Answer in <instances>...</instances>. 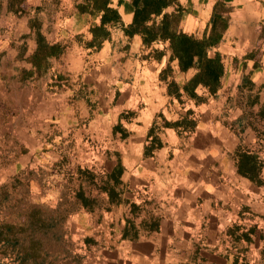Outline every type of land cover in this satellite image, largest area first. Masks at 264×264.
<instances>
[{"label": "crops", "instance_id": "0c3cea01", "mask_svg": "<svg viewBox=\"0 0 264 264\" xmlns=\"http://www.w3.org/2000/svg\"><path fill=\"white\" fill-rule=\"evenodd\" d=\"M83 1L61 0L42 27L48 41L44 28L52 27V43L74 37L78 44L66 49L65 66L57 70L60 96L43 103L49 108L43 135L24 134L26 155L12 167L47 174L43 186L29 181L28 201L63 213L59 239L65 244L51 251L44 242L41 256L33 258L22 249L30 238L0 240V249L11 248L6 257L0 250V260L264 264V186L239 176L235 165L238 149L264 160L252 121L261 122L264 101V0H173L147 22L179 14L178 29L202 39L217 16L227 20L219 44L206 50L208 57L223 56L220 88L211 96L199 86L196 98L184 90L196 69L180 71L168 42L144 45L133 31V0H108L119 21L106 25L102 40L89 32L100 25L102 12L80 14L76 6ZM64 155L93 176L73 181L78 205L70 214L63 211L64 175L53 170ZM80 191L90 207L77 201Z\"/></svg>", "mask_w": 264, "mask_h": 264}, {"label": "rangeland", "instance_id": "374dc122", "mask_svg": "<svg viewBox=\"0 0 264 264\" xmlns=\"http://www.w3.org/2000/svg\"><path fill=\"white\" fill-rule=\"evenodd\" d=\"M60 1L37 0L34 5L30 6L27 5V0L21 3L14 2L13 9L19 11L12 12L10 11V5H13L11 0H0V182L3 185L10 186L12 177L17 174L26 184L29 181L36 182L35 180L38 178L36 174L41 173L37 168L30 170L28 166L23 170H18V172L17 169L13 170L12 167L15 166V161L26 155L22 152V150L27 152V149L24 148L26 147L24 134L27 135L28 132H33L37 136L43 135V125L46 121L44 115L49 109L43 103L47 99L60 96L61 90L53 85V79L48 77L49 73L27 76L28 72L31 71V65L27 62V58L33 51L32 45L35 43L36 25L38 24V29L43 34V25L56 15L53 11ZM43 9L45 10L43 11ZM44 29L45 32L49 33V41L45 38L46 41L53 44L50 40L53 37L51 36L52 27L47 25ZM74 43L78 44V41L72 37L66 40L64 45L70 48ZM64 66L63 63L52 62V69L59 70ZM246 115L253 118L255 113L251 108H248L246 109ZM252 121L253 128H256L259 134L264 133L263 123L256 121L255 118ZM36 135L34 136L36 137ZM261 137L263 139L264 135L258 138ZM45 141L48 142V139ZM45 141L42 140L41 145H48ZM257 143L260 148H264V140L261 143L257 140ZM60 160L58 159L56 164H59ZM65 164L68 165V168L65 167L67 169H63L65 170L63 171L65 181H68L69 188H74L73 181L78 179L74 177L77 171L75 167L71 166V160H66ZM69 168L73 169L69 170ZM29 173L33 175L30 176ZM77 174L80 176V173ZM27 190V188H19L11 192L13 198H18L20 202L17 203V206H15L13 200L7 202L6 205L11 206V210L8 207L5 213L2 214L4 216H0V222L4 219L6 224L13 223L17 226L28 224L27 231L21 233L20 236L24 243H28L27 238H32L45 242L51 251H59L61 246L65 244L59 239L62 228L65 226L63 213L59 214L54 210H47L43 203L28 201L27 197L30 193ZM33 206H36L41 212L36 213ZM15 211L19 213L16 214ZM13 213L16 214L14 217ZM38 219L39 221L35 227V221ZM42 220H46L47 224H52L51 227L45 225L46 227L40 228ZM67 245L70 244L67 243ZM10 249L4 246L0 250L6 251L4 252L6 257L7 252H11ZM76 263H78L76 259L67 262V264ZM0 264L12 263L8 259V261L0 260ZM35 264L42 263L36 262Z\"/></svg>", "mask_w": 264, "mask_h": 264}, {"label": "trees", "instance_id": "16d2710c", "mask_svg": "<svg viewBox=\"0 0 264 264\" xmlns=\"http://www.w3.org/2000/svg\"><path fill=\"white\" fill-rule=\"evenodd\" d=\"M23 1L24 0H11L13 5H10V11L18 12L19 10L13 9V6L15 3H21ZM172 2L173 0H133V6L135 7L134 17L131 24L133 31L142 35L144 45H151L157 40L161 42H168L169 50L171 52L170 60L177 61L180 71L184 72L191 68L196 69L195 75L188 82V87H185L184 89L185 92L189 93L191 96L197 97L194 91L197 87L202 86L209 95L213 96L219 90L220 81L224 74L223 56L217 53L213 57H208L206 50L209 47H216L219 44L222 35L227 28V20L217 16L213 21L209 36L202 39H196L195 37L185 34L178 29L181 21L179 14H164L159 24H156L155 21H153L151 25H147V22L152 16H159L162 9L166 8ZM107 4L108 0H84L76 6V9L80 14L102 12L100 25L89 29V32L93 35L94 39L102 40L105 38L107 35L106 25L119 21L117 12L108 8ZM36 26L35 47L27 58V62L31 65V71L28 72L27 76L29 77L33 74L44 75L46 73L53 72V75H51L53 85L59 87L60 89L63 83L60 78L61 74L57 73V69H52V62H58L59 64L63 63L62 57L68 48L64 45L66 41L63 43L55 42L50 44L46 41L45 36L39 31L38 24ZM94 44L99 47L101 42H95ZM257 100L258 97H254L253 102H257ZM258 117L261 122L264 121V101L262 108L258 112ZM262 135H264V133L258 134L257 137ZM47 139L48 141H51L50 138ZM257 140L261 143L264 140V137L263 139L261 137ZM22 152L25 154L26 150H22ZM235 157L236 173L256 186H264V160L260 158L259 154L256 152L253 153L247 150L238 149ZM66 160L70 161V158L67 157V155H64L59 164H55L53 166V170L57 171V173H63V171H65L63 169L65 167L68 168V165L65 164ZM70 169L72 170L73 168H69V170ZM75 170H77L76 176H74L75 178L87 180L89 182L93 179L92 174L89 173L90 171L82 170L80 168H75ZM39 171L41 173H39V175L36 174L38 178L35 181L43 186L44 180L47 178V174L42 172V170ZM77 173H80V176H78ZM116 173L120 174V170H117ZM29 175L31 176L33 174L29 173ZM110 177L115 179V182H117L116 174L111 173ZM45 182L47 185L48 181L46 180ZM67 182L68 181H66L65 186L66 190L63 193V206L65 205L66 209H63V211L66 212V214H70L75 211L78 203L73 200V192L75 189L69 188ZM53 187L56 188V184H53ZM19 188L28 189V184L24 183L18 174L12 177L10 186L7 184L0 186V216H4L2 214H4L8 209L9 206L6 205L7 202L13 200L14 204H16L15 206H17V203L20 202L18 198H13V195L11 194L12 191L18 190ZM75 195L77 197V201H81V204L84 207L91 206L89 201L83 197V193L81 191L77 192ZM112 195L115 194L111 192V196ZM113 199L118 201L119 196L116 194ZM33 207L36 213L41 212V210H38L36 206ZM9 209L11 210V206ZM17 213L19 212H16V214ZM57 213L60 214L62 212L57 211ZM16 214L13 213V217ZM38 221L39 219L35 221V227ZM41 222L40 228H43L45 225L50 227L52 225L49 223L47 224L46 220H42ZM27 228L28 224H23L22 226H17L13 223L6 224L4 223V219H2L0 222V240L8 241L10 238H13L14 240L21 241V233L26 232ZM43 243L44 242L30 238V243L27 246H23L22 249L24 253L30 254L33 258H39L42 254L41 247Z\"/></svg>", "mask_w": 264, "mask_h": 264}]
</instances>
